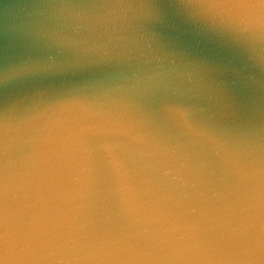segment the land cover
<instances>
[{"label":"clouds","instance_id":"9594fccd","mask_svg":"<svg viewBox=\"0 0 264 264\" xmlns=\"http://www.w3.org/2000/svg\"><path fill=\"white\" fill-rule=\"evenodd\" d=\"M164 23L156 0H18L0 18L12 41L0 49V90L15 91L0 109L3 243L13 169L37 155L34 122L51 129L68 114V190L80 226L110 243L178 251L188 210L259 206L264 27L241 29L242 59L218 66L168 47Z\"/></svg>","mask_w":264,"mask_h":264},{"label":"water","instance_id":"95a60500","mask_svg":"<svg viewBox=\"0 0 264 264\" xmlns=\"http://www.w3.org/2000/svg\"><path fill=\"white\" fill-rule=\"evenodd\" d=\"M165 12L161 26L164 43L192 59L210 61L218 66L239 63L241 47L236 37L245 27H264V8L250 0H156ZM18 0H0V18H7ZM246 35V34H245ZM12 41L0 35V49L9 53ZM87 77H76L80 80ZM15 91L0 90V109L11 101ZM55 98V97H54ZM71 114L61 117L51 129L34 122L32 134L37 155L31 168H14L8 193L9 242L19 254L9 256L8 264H47L72 259L61 250L81 247L105 249L117 244L102 237L96 228H82L80 211L71 192L76 156L68 147L64 128ZM19 151V149L17 150ZM3 158L0 156V179ZM4 200L0 195V247L3 246ZM264 219V199L259 206L247 202L228 208L206 206L188 210L181 218L187 247L178 251L159 249L155 257L161 264H189L195 260L227 259L207 252L190 255L189 241L201 246L226 248L236 238L258 230ZM0 259H3L0 256Z\"/></svg>","mask_w":264,"mask_h":264},{"label":"snow or ice","instance_id":"6c2138e0","mask_svg":"<svg viewBox=\"0 0 264 264\" xmlns=\"http://www.w3.org/2000/svg\"><path fill=\"white\" fill-rule=\"evenodd\" d=\"M264 8V0H250ZM189 254L202 256L205 252L212 255H223L227 259L195 260L189 264H264V219L258 230L242 235L231 242L226 248L202 247V242L191 239ZM19 249L9 240L0 247V256L18 255ZM62 254L72 257L64 261H48L47 264H161L155 257L159 249L140 241L128 240L105 249H90L81 247L71 250H61Z\"/></svg>","mask_w":264,"mask_h":264}]
</instances>
